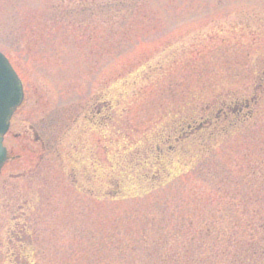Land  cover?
<instances>
[{
    "label": "rangeland",
    "instance_id": "374dc122",
    "mask_svg": "<svg viewBox=\"0 0 264 264\" xmlns=\"http://www.w3.org/2000/svg\"><path fill=\"white\" fill-rule=\"evenodd\" d=\"M132 1L0 0L24 90L0 264H147L146 221L164 215L165 251L213 215L219 233L264 224V0Z\"/></svg>",
    "mask_w": 264,
    "mask_h": 264
},
{
    "label": "trees",
    "instance_id": "16d2710c",
    "mask_svg": "<svg viewBox=\"0 0 264 264\" xmlns=\"http://www.w3.org/2000/svg\"><path fill=\"white\" fill-rule=\"evenodd\" d=\"M114 3L118 5L122 3L124 5L126 3H133V1L122 2L118 0L117 3V0H115ZM122 4H120L121 7ZM221 111L220 117L217 116L215 119L216 125L214 129H223V122H226V120L233 115V113L232 115L228 113L225 108ZM221 117H223V121L219 120ZM203 129H206V126L202 127L201 130ZM212 217L211 219H213V221L211 222L207 220H201L199 222L202 228L197 229L190 239L185 240L187 242L182 252L172 251L171 248L169 251H167L168 249L165 251L169 244L173 245L174 243L172 240L173 234L165 229L171 220L166 218L165 215L158 219L148 218L146 224H149L153 232L149 240L147 238L149 236L146 234V229L148 228L145 229L143 237L146 246H142L139 256L141 258L142 256L147 258L150 263L153 261L154 264H264V258L263 260L261 258V254L264 252L262 251V253H260V249L264 246V224H260V230L255 232L257 226L254 225L257 224L251 221L249 224V228L251 229L250 234L245 231L240 233L235 228L232 233H219L217 227L218 220L215 215ZM179 219L176 226L183 227L185 224H189L188 226L194 224V221H190V219L188 220L191 223H185L186 221H181V218ZM236 220V226H241V224H238L240 223L239 218ZM240 220H242V218H240ZM247 228L246 225L245 229ZM202 250L210 253L212 257L210 259L202 257ZM197 251L199 255H197Z\"/></svg>",
    "mask_w": 264,
    "mask_h": 264
},
{
    "label": "water",
    "instance_id": "95a60500",
    "mask_svg": "<svg viewBox=\"0 0 264 264\" xmlns=\"http://www.w3.org/2000/svg\"><path fill=\"white\" fill-rule=\"evenodd\" d=\"M24 99L23 86L9 60L0 52V173L7 161L3 146L10 120Z\"/></svg>",
    "mask_w": 264,
    "mask_h": 264
}]
</instances>
